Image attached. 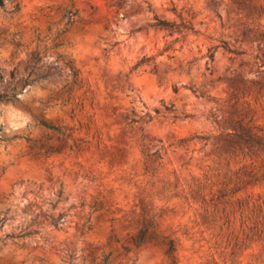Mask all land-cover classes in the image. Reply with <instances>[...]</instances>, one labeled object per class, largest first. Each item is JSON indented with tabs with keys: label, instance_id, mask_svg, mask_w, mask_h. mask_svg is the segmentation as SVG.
I'll return each mask as SVG.
<instances>
[{
	"label": "rangeland",
	"instance_id": "1",
	"mask_svg": "<svg viewBox=\"0 0 264 264\" xmlns=\"http://www.w3.org/2000/svg\"><path fill=\"white\" fill-rule=\"evenodd\" d=\"M153 14L198 33L155 29ZM255 56L264 0H6L0 91L32 65L47 78L0 101V264H169L162 245L131 243L149 223L146 237L174 240L175 264H264V148L227 135L241 123L264 137ZM72 69L81 86L60 94ZM21 229L38 233L7 237Z\"/></svg>",
	"mask_w": 264,
	"mask_h": 264
},
{
	"label": "trees",
	"instance_id": "2",
	"mask_svg": "<svg viewBox=\"0 0 264 264\" xmlns=\"http://www.w3.org/2000/svg\"><path fill=\"white\" fill-rule=\"evenodd\" d=\"M5 1L6 0H0V8L4 9L5 7ZM122 0H114V4L120 5ZM90 9H92V6H90ZM148 9L150 10V7L148 6ZM19 10L18 4H14V6L8 10V13L13 14ZM172 12L175 13V9L171 8ZM77 10L74 11H67L66 17H67V23H71L73 21V17L76 16ZM180 16L179 14H177ZM154 21L149 24L150 26L154 27L155 29L159 30H166L169 31V33H172L174 31H179L182 35H185L187 33H198V30H196L193 25L190 23V21H183L180 20L179 22L175 21H169L165 19L159 18L156 14H153ZM222 48L226 51L232 52L236 55L243 54L242 51H238L235 48L228 47L226 44L222 45ZM214 50L215 48H212L210 52L208 53L207 57L209 61H213L214 57ZM255 64L258 65V67L264 68V62L259 59L258 56H255ZM150 60V57H142L138 61L134 63L129 69V73L135 71L138 67H140L143 64H146ZM34 64V63H33ZM29 70L26 71L25 76L21 79L19 86H11L5 91H0V101L2 100H12L17 98V95L21 93L28 85L32 84L36 81H41L45 78H47V75L44 73H41L40 70L34 71L33 65L31 67H27ZM183 69V68H182ZM189 68H186V71H188ZM78 71L76 69L71 70V81L69 84L63 85L60 94H69V92L72 90L73 86L80 87L81 81L77 78ZM127 78V77H126ZM173 90L176 91L177 87L173 85ZM69 100L68 97L65 99H62L60 101V104L64 105ZM167 109V108H166ZM157 112V110H155ZM147 117V121L151 119V116L148 114H145ZM125 120L128 119L130 122L136 121L135 118L129 117L128 114L124 115L123 117ZM42 126L49 130H53L57 132V134L63 139L66 138L72 142L74 140L66 134L65 130L60 129L58 126L51 124L45 120H40L39 122ZM227 135L232 139H239L243 140L248 143H252L255 145H258L259 147L264 148V137L258 136L255 133L251 132V127L244 126L241 123H237L236 126L233 127V129L229 132H227ZM48 138L47 140H49ZM229 141V140H228ZM36 143L33 142L31 145V148L35 146ZM64 145V142H60L58 145L49 144V143H41L39 145V148L42 149L41 153L43 156H48L52 152H60L62 147ZM71 148V146H70ZM158 151L155 150L153 153H157ZM40 151H37L34 153V155L39 154ZM66 215L65 211L59 212L56 215H48L46 217L48 224L52 226L53 229H59L60 226L65 222L64 216ZM3 219L0 220V225L3 223ZM152 226L151 223L148 224L147 227L139 229L138 232L134 237L131 238V243L135 247H139L144 243H149L152 246L162 245L164 249V253L166 257L169 260V264H175V245L174 240L171 238H167L165 236H162L161 238H157L154 235H150L148 237L145 236L146 231L148 227ZM38 233V229H30V230H24L21 229L16 234H8L7 237L15 240H23L25 238H31L33 235ZM123 251L127 252L128 247H123ZM69 258H72V255H69ZM107 256L103 257V264H106Z\"/></svg>",
	"mask_w": 264,
	"mask_h": 264
}]
</instances>
